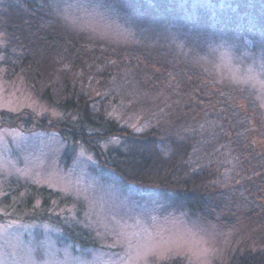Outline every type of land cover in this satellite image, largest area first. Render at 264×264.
I'll return each instance as SVG.
<instances>
[{"label": "trees", "instance_id": "16d2710c", "mask_svg": "<svg viewBox=\"0 0 264 264\" xmlns=\"http://www.w3.org/2000/svg\"><path fill=\"white\" fill-rule=\"evenodd\" d=\"M134 1L156 24L149 29L141 23L140 30L163 36L166 29L176 31L182 53L169 42L151 51L134 45L117 54L118 66L110 59L107 70L97 74L104 44L69 34L51 0H2L6 40L0 65L8 78L24 75L41 99L65 112L60 121L42 118L39 127L57 128L84 143L109 178L169 190L174 209L208 222L259 223L261 245L235 249L226 264H264V112L254 89L217 81L195 58L212 39L244 43L246 37L264 49V0H231L228 9L221 8L222 0H121V8ZM194 4L198 17L191 21L186 9ZM142 51L147 66L126 64L124 58ZM7 117L16 116L0 111V120ZM27 183L15 196L19 208L33 213L24 217L29 221H53L47 218L52 200L71 202ZM71 230L70 238L89 244L81 231ZM180 258L158 264H189Z\"/></svg>", "mask_w": 264, "mask_h": 264}, {"label": "rangeland", "instance_id": "374dc122", "mask_svg": "<svg viewBox=\"0 0 264 264\" xmlns=\"http://www.w3.org/2000/svg\"><path fill=\"white\" fill-rule=\"evenodd\" d=\"M120 1L51 0L69 34L104 44L97 74L107 70L110 59L117 65V54L126 47L144 46L151 51L169 42L178 47V54L183 52L176 31L166 29L165 36L141 31V23L153 29L155 22L138 2L121 8ZM230 6L231 0H222L221 8ZM193 7L186 9L191 21L198 17L196 4ZM248 24L253 29L252 19ZM244 39V43L212 39L205 54L195 58L217 81L254 89L264 112V49ZM5 40L0 29V48ZM144 56L142 51L124 60L128 65L141 61L147 66ZM4 110L16 117L15 121L7 117L5 123L0 120V264H158L180 257L189 264H226L235 249L261 245L263 227L255 220L242 218L229 225L208 222L174 209L169 190L109 178L96 153L84 143L64 137L57 128L39 127L42 118L60 121L65 112L41 99L24 75L8 78L0 65V111ZM102 146L106 148L107 143ZM27 182L60 192L71 202L52 200L47 218L53 221H29L24 217L33 214L31 210L19 208L16 202ZM8 197L9 205L4 202ZM72 228L81 231L89 244L70 238Z\"/></svg>", "mask_w": 264, "mask_h": 264}]
</instances>
